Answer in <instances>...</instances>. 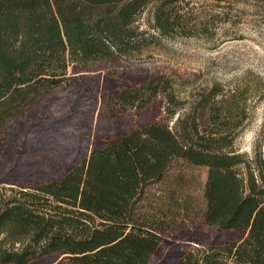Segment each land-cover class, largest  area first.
<instances>
[{
  "label": "trees",
  "instance_id": "16d2710c",
  "mask_svg": "<svg viewBox=\"0 0 264 264\" xmlns=\"http://www.w3.org/2000/svg\"><path fill=\"white\" fill-rule=\"evenodd\" d=\"M242 1L0 0V146L7 148L0 184L15 192L8 199L0 193V264H264V158L256 174L233 148L250 88L212 89L200 114L195 109L171 127L174 76L116 87L105 102L110 122L129 112L140 117L160 96L165 119L98 133L91 144L96 88L78 83L81 72L123 67L144 54L155 36L146 38L136 24L149 7L160 37L194 38L229 22ZM252 1L264 8V0ZM201 3L214 10L200 12ZM118 74L110 70L107 79ZM255 90L264 98L261 86ZM16 137L25 153L13 151ZM177 162L208 170L204 224L242 238L182 247L167 238L175 220L145 219L147 189Z\"/></svg>",
  "mask_w": 264,
  "mask_h": 264
},
{
  "label": "rangeland",
  "instance_id": "374dc122",
  "mask_svg": "<svg viewBox=\"0 0 264 264\" xmlns=\"http://www.w3.org/2000/svg\"><path fill=\"white\" fill-rule=\"evenodd\" d=\"M197 8L204 14L214 10L210 4L205 3H201ZM215 10L218 11L216 8ZM152 13L153 8L149 7L140 15L136 24L140 31L145 33L146 38L155 36L138 60L130 61L123 67H101L79 74L80 88L91 89L90 85L96 88L93 89V105L96 108L88 117L92 128L91 144L97 141L98 133L113 134L115 129V134H119L139 126L144 121L165 119L166 102L160 96L140 117L134 112H129L110 122L105 102L108 97H114L116 87L138 86L159 74L174 76L177 81L175 107L178 114L169 122L171 127H174L179 117H185L195 109L200 114V102L207 98L212 89L226 94L227 91L248 87L252 93L247 105L248 118L238 130L233 148L244 155L245 160L258 174L259 154L264 158V98H260L255 89L259 86L264 89V8L257 7L252 0H244L239 3L234 17L230 18L229 22L219 20L212 26L211 35L194 38L160 37L153 29ZM110 70L119 72L118 77L112 78L114 81L107 79ZM205 112L208 113V109ZM200 123L203 128L209 127L206 120L203 123L200 120ZM22 144L23 141L16 137L13 151L25 153ZM6 150V147L0 146V159L6 156ZM239 169L241 173H247L245 166ZM207 175L206 168H195L177 162L171 174L163 182L150 186L142 199L141 213L145 219H165L166 223L175 220L176 228L167 238L182 247L191 245L190 247L208 248L217 238L219 243H223L224 240L231 241L243 237V234H219L201 220L205 206L203 192ZM10 187L12 186L0 184V193L6 199L15 194L9 191ZM185 209H188L189 216L184 215ZM2 239L3 236H0V241ZM172 250V247H166V255Z\"/></svg>",
  "mask_w": 264,
  "mask_h": 264
}]
</instances>
